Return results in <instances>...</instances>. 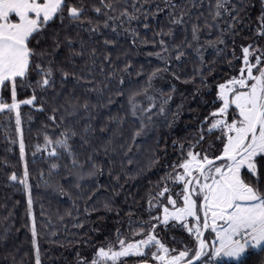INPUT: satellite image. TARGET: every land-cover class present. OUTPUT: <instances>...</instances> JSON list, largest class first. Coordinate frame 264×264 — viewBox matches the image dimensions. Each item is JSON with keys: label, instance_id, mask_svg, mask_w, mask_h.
I'll return each instance as SVG.
<instances>
[{"label": "trees", "instance_id": "trees-1", "mask_svg": "<svg viewBox=\"0 0 264 264\" xmlns=\"http://www.w3.org/2000/svg\"><path fill=\"white\" fill-rule=\"evenodd\" d=\"M84 2L91 5L98 3V0ZM174 2L183 5L188 0ZM243 2L247 4L252 0ZM156 3L164 7V0H150L152 11H155ZM199 3L200 0H197ZM208 4L209 0H203L202 8H192L185 18L187 25L176 26L173 36L154 35L161 27L166 32L171 26L167 23V10L159 16L158 21L150 20L151 30H145L142 23L133 22L131 27L140 32L135 45L131 43V35L123 31L129 27L127 24L118 29L121 33L119 36L109 29H101L103 35L96 34L91 38L83 28L78 29L74 25L62 30L57 22L50 29L60 32L62 42L61 48L54 53L56 68L74 72L75 77L83 79L77 82L75 77H70L62 85L57 70L55 91L59 95L53 99L51 90L38 94V98L44 101L45 110L37 112L30 106L20 109L41 264H76L78 254L91 259L101 244L106 241L114 243L117 229L121 238L129 240L142 238L133 236L141 227L148 230L149 225L144 223L150 220L148 194L157 190L155 184L171 170L168 165L180 158L173 141L178 140L185 145L194 141L200 122L212 111L210 106L203 103L212 97L206 94L196 72L201 67L196 48L203 46L205 75H209V68L214 69L211 75L217 81L234 74L217 56L216 50L208 45V41H215L219 35V28L205 26V19L211 22ZM90 15L94 20H103L102 17ZM258 15V10L253 8L241 14L243 23L237 25L238 34L226 37L228 52L232 51L233 39L237 56H240L241 44L257 40L254 33ZM198 16L199 20L196 19ZM226 19L218 22L220 28L226 27ZM192 23L201 25L199 44L192 41ZM65 35L75 41L76 52L83 51L82 57L69 58V49L63 46ZM185 37L192 43L191 48L182 43ZM105 38L116 43L104 45ZM144 38H147V44L141 43ZM81 39L84 41L83 49L80 47ZM160 39L166 41L172 56L167 64L156 55H149L161 52ZM259 42L264 44V40ZM175 45H180L185 53L180 61L174 59ZM43 47L52 53L51 39ZM93 48L97 50L95 57L91 55ZM107 54H111L110 62L104 60ZM126 64L131 65L127 71L124 70ZM239 66V63L235 64V67ZM166 67L168 70L164 71ZM89 68L92 69L91 74ZM156 69L161 71L153 77ZM173 72L180 76L179 80L174 78ZM121 79L123 84L119 82ZM93 88L97 90L93 91ZM30 95L31 90L19 94L21 99ZM66 100L78 105L74 115L69 114L72 108L65 104ZM85 101L89 103L87 111L82 107ZM133 103L137 106L136 116L132 115ZM153 104L155 107L150 112L144 111ZM161 106L164 107L163 113L160 112ZM53 107L60 109L56 113L55 123L49 119ZM149 116L151 121L147 119ZM61 117L64 119L61 120ZM141 119L147 127L133 143L132 137L140 127ZM66 126L75 127L87 140L84 143L78 135L70 142L78 160L76 167L72 166L71 158L66 153L57 159L50 158L48 151L43 150L45 135L55 138ZM85 126L90 129L87 133L84 132ZM208 139L214 140L215 137ZM37 145L41 151H37ZM154 160H158V163H154ZM53 164L58 167L53 169ZM93 165L102 168V173L89 175L96 171ZM13 172L18 179L23 178L15 114L0 113V264H35L27 194L18 182L9 179ZM174 191L178 192L179 188L176 187ZM106 202L111 204V211L105 209ZM158 214L155 209L151 212V216ZM157 234L170 248L183 249V244L173 242V236L177 241L183 240L191 246V238L183 229L172 226L165 229L161 226ZM155 250L151 249L144 258L148 263L153 264L151 252ZM138 263L140 259L136 257L126 258L124 262ZM221 264L227 262L222 261ZM247 264H264V253L253 251Z\"/></svg>", "mask_w": 264, "mask_h": 264}, {"label": "snow or ice", "instance_id": "snow-or-ice-1", "mask_svg": "<svg viewBox=\"0 0 264 264\" xmlns=\"http://www.w3.org/2000/svg\"><path fill=\"white\" fill-rule=\"evenodd\" d=\"M154 7L155 11H152L150 0H98V3L91 5L84 0H0V113L15 114L24 172L23 178L18 179L13 172L9 179L18 182L27 194V215L32 222L35 264H41V256L31 185L28 181L20 109L22 106H30L37 112L45 110L44 101L38 98V94L51 90L53 99L59 95L55 91L57 70L60 72L62 85L70 77H75L74 72L56 68L54 53L61 48L62 42L60 32L50 29L57 22L62 30L74 25L78 29L83 28L91 38L96 34L103 35L101 29H109L119 36L121 33L118 29L127 24L129 27L123 31L131 35V43L135 45L140 32L131 27L133 22L142 23L145 30H151L150 20L158 21L159 16L167 10V23L171 26L166 32L161 27L154 35L173 36L176 26L187 25L185 18L190 15L192 8L203 7V0L199 4L197 0H188L183 5L174 0H164V7L159 3ZM250 8L259 12L254 33L257 40L241 44L240 56H237L235 40L233 39L232 51L228 52L226 37L238 34L237 25L243 23L241 14ZM208 9L211 22L205 19V26L219 28L217 39L208 41V45L216 50L217 56L234 74L217 81L211 75L214 69L209 68V75H205L203 46L196 48L201 65L196 72L206 94L212 97L203 103L210 106L212 111L200 122L194 141L187 145L178 140L173 141L180 158L168 165L171 170L155 184L157 190L148 194L150 220L144 222L149 225L148 230L141 227L133 236L142 238L129 240L121 238L117 229L114 243L106 241L101 244L95 249L91 259L78 254L76 264H124L129 257L139 258L140 264H148L144 258L153 248L156 250L151 252V258L156 264H221L222 261L227 264H247L253 251L264 253V44L259 42L264 40V0H252L247 4L243 0H209ZM90 13L97 18L102 17V22L100 19L94 20ZM225 17L226 27L220 28L218 22ZM196 19L199 20L200 16ZM200 32L201 25L192 23L191 37L197 44ZM49 39L52 53L43 47ZM103 43L114 45L116 41L105 38ZM141 43L147 44V38L141 40ZM158 43L161 52L149 55H156L167 64L172 59L168 44L164 39H160ZM182 43L188 48L193 46L187 41V37ZM74 45L75 41L65 35L63 46L69 49V58L82 57L83 51L76 52ZM80 47L84 48L82 39ZM174 48V59L180 61L185 53L181 51L180 45H175ZM96 51L95 48L91 50L93 57ZM229 56L232 58L229 59ZM104 60L110 62L111 54L105 55ZM236 63L240 65L238 68L235 67ZM130 67V64H126L124 70L127 71ZM100 70L103 71V67ZM167 70L166 67L164 71ZM91 71L89 68L90 74ZM160 71L161 69H156L152 76ZM173 76L176 80L180 79L175 72ZM75 78L77 82L83 79ZM119 82L124 83L123 79ZM28 90H31V95L21 99L19 94ZM65 104L71 106L69 114L74 115L78 105L69 100ZM82 107L87 111L89 103L85 101ZM154 107L153 104L144 111L150 112ZM59 110V107L52 108L53 114L49 119L53 123ZM160 112H164L163 106ZM136 114L137 106L133 103L132 115ZM147 119L151 121L150 116ZM146 127L141 119L140 127L133 134V143L144 134ZM89 130L85 126L84 132ZM78 135L87 143L85 136L78 133L75 127L66 126L55 138L45 135L43 150L48 151L50 158L57 159L62 153H66L71 158L72 166L76 167L78 160L70 142ZM210 136L215 139L209 140ZM41 150L37 145V151ZM154 163H158V160H154ZM51 167L55 169L58 165L53 164ZM93 167L96 171L89 175L102 173V168L95 165ZM116 179L119 180V177ZM176 187L179 188L178 192L174 191ZM104 207L112 210L108 202ZM153 209L159 214L151 216ZM161 226L165 229L169 226L183 229L191 238V246L183 240L177 241L173 236V242L183 244V249L168 247L158 238L157 229Z\"/></svg>", "mask_w": 264, "mask_h": 264}, {"label": "rangeland", "instance_id": "rangeland-1", "mask_svg": "<svg viewBox=\"0 0 264 264\" xmlns=\"http://www.w3.org/2000/svg\"><path fill=\"white\" fill-rule=\"evenodd\" d=\"M153 264H156V262L153 260Z\"/></svg>", "mask_w": 264, "mask_h": 264}, {"label": "water", "instance_id": "water-1", "mask_svg": "<svg viewBox=\"0 0 264 264\" xmlns=\"http://www.w3.org/2000/svg\"><path fill=\"white\" fill-rule=\"evenodd\" d=\"M138 264H140V263H138ZM148 264H152V263H148Z\"/></svg>", "mask_w": 264, "mask_h": 264}]
</instances>
